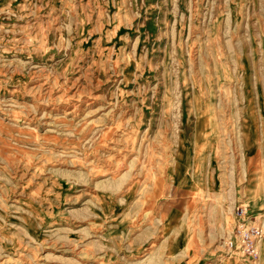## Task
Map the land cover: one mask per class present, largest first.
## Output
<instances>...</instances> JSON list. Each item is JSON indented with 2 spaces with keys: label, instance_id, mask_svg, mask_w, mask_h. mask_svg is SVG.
Listing matches in <instances>:
<instances>
[{
  "label": "rangeland",
  "instance_id": "obj_1",
  "mask_svg": "<svg viewBox=\"0 0 264 264\" xmlns=\"http://www.w3.org/2000/svg\"><path fill=\"white\" fill-rule=\"evenodd\" d=\"M262 176L264 0H0V264H264Z\"/></svg>",
  "mask_w": 264,
  "mask_h": 264
},
{
  "label": "built area",
  "instance_id": "obj_2",
  "mask_svg": "<svg viewBox=\"0 0 264 264\" xmlns=\"http://www.w3.org/2000/svg\"><path fill=\"white\" fill-rule=\"evenodd\" d=\"M235 214L237 220L230 247L255 262L260 253L259 244L264 238V219L243 204L235 208Z\"/></svg>",
  "mask_w": 264,
  "mask_h": 264
},
{
  "label": "bare ground",
  "instance_id": "obj_3",
  "mask_svg": "<svg viewBox=\"0 0 264 264\" xmlns=\"http://www.w3.org/2000/svg\"><path fill=\"white\" fill-rule=\"evenodd\" d=\"M192 3H193V2H192ZM192 6H193V5H192ZM197 6H198V5H197ZM191 9H192V8H191ZM215 9H216V8H215ZM219 9H220V8H219ZM197 11H198V10H197ZM218 11H219V10H218ZM192 12H193V11H192ZM190 13H191V11H190ZM199 13H200V12H199ZM215 13H216V12H215ZM215 13H214V14H215ZM222 13H223V12H222ZM192 14H193V13H192ZM194 14H195V13H194ZM193 17H194V16H193ZM201 17H202V16H201ZM190 20H191V19H190ZM196 20H197V19H196ZM200 20H201V19H200ZM202 20H203V19H202ZM202 20H201V21H202ZM204 20H205V19H204ZM215 20H217V19L215 18ZM216 22H218V21H216ZM211 23L214 24L213 22H211ZM218 24H219V23H218ZM218 24H217V25H218ZM192 27H193V26H192ZM149 28H150V27H149ZM152 29H155V28H152ZM220 29H221V28H220ZM195 34H197V33H195ZM218 35H219V34H218ZM214 36H215V35H214ZM39 82H40V81H39ZM188 82H189V81H188ZM189 84H190V83H189ZM35 88H36V87H35ZM193 88H194V87H193ZM37 91H38V90H37ZM177 94H178V93H177ZM217 121H218V120H217ZM219 128H222V125H219ZM215 130H216V129H215ZM176 137H177V135H176ZM178 137H180V136H178ZM119 141H121V140H119ZM125 147H126V146H125ZM112 148H114V147H112ZM113 150H114V149H113ZM116 150H117V149H116ZM119 151H120V150H119ZM124 151H125V150H124ZM122 152H123V151H122ZM119 155H120V153H119ZM102 162H103V161H102ZM100 163H101V161H100ZM117 168H118V167H117ZM132 172H133V171H132ZM136 172H138V171H136ZM246 173H247V172H246ZM132 174H133V173H132ZM132 174H130V176H131ZM130 176H129V177H130ZM131 177H132V176H131ZM133 178H134V176H133ZM131 179H132V178H131ZM263 179H264V176L261 177L260 181L264 182ZM135 182H136V181H135ZM259 198H260V197H259ZM166 201H167V200H166ZM160 221H161V220H160ZM154 246H155V245H154ZM154 246H153V247H154ZM259 247H260V246H259ZM259 254H260V253H259Z\"/></svg>",
  "mask_w": 264,
  "mask_h": 264
}]
</instances>
